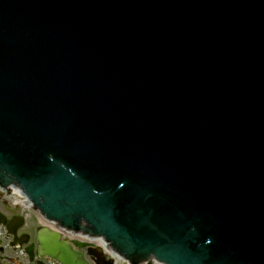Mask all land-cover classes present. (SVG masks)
Wrapping results in <instances>:
<instances>
[{
  "label": "water",
  "instance_id": "1",
  "mask_svg": "<svg viewBox=\"0 0 264 264\" xmlns=\"http://www.w3.org/2000/svg\"><path fill=\"white\" fill-rule=\"evenodd\" d=\"M11 180L132 264H264V0H0ZM0 223L27 243L21 216ZM35 240L29 260L112 264L47 227Z\"/></svg>",
  "mask_w": 264,
  "mask_h": 264
},
{
  "label": "rangeland",
  "instance_id": "2",
  "mask_svg": "<svg viewBox=\"0 0 264 264\" xmlns=\"http://www.w3.org/2000/svg\"><path fill=\"white\" fill-rule=\"evenodd\" d=\"M11 206H14V208L8 206V205H2L0 202V209L7 212L8 214H14V213H23L25 215V224L23 225V230L28 232L30 235L29 241L34 240V237H36L37 228L41 226V220L37 216V212L29 209L26 205H23L21 203L16 202H9ZM26 208V209H24ZM64 235V234H63ZM7 249V253H12L18 251V249ZM17 258L15 260L16 264H27V261L25 260V257L23 255H20V253L16 254ZM44 260V259H43ZM45 262V260H44ZM46 264H58L55 261L47 262Z\"/></svg>",
  "mask_w": 264,
  "mask_h": 264
},
{
  "label": "bare ground",
  "instance_id": "3",
  "mask_svg": "<svg viewBox=\"0 0 264 264\" xmlns=\"http://www.w3.org/2000/svg\"><path fill=\"white\" fill-rule=\"evenodd\" d=\"M95 239H96V238H92L91 241H93V242H95V243H97V244L103 246V245H102V242H101L100 240H95Z\"/></svg>",
  "mask_w": 264,
  "mask_h": 264
},
{
  "label": "flooded vegetation",
  "instance_id": "4",
  "mask_svg": "<svg viewBox=\"0 0 264 264\" xmlns=\"http://www.w3.org/2000/svg\"><path fill=\"white\" fill-rule=\"evenodd\" d=\"M31 264V263H30ZM33 264V263H32Z\"/></svg>",
  "mask_w": 264,
  "mask_h": 264
}]
</instances>
